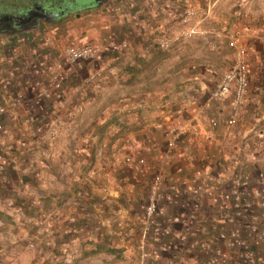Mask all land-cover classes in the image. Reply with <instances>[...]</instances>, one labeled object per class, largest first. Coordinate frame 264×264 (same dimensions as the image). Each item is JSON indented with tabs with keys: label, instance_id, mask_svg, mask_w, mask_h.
I'll use <instances>...</instances> for the list:
<instances>
[{
	"label": "rangeland",
	"instance_id": "1",
	"mask_svg": "<svg viewBox=\"0 0 264 264\" xmlns=\"http://www.w3.org/2000/svg\"><path fill=\"white\" fill-rule=\"evenodd\" d=\"M197 1L202 3V0ZM232 1L238 3L239 15H248L254 10L264 15V0ZM175 4L183 5L178 1ZM153 7V0H145L144 4L143 0H116L91 10L75 12L56 24H43L35 30L34 34L37 35L34 42L44 43L51 35L58 54L70 41L101 45L110 35L113 42L121 47L118 51L105 54L100 63L102 73L90 82L87 79L92 74L90 71L95 69L94 65L76 68L80 72V77L76 78L75 74H70L68 63L61 61L65 81H70L72 76V84H78L68 101L51 103L47 107V104L40 103L41 94L38 91V98L31 105V114L25 116V108L29 105L26 101L28 79L21 75L19 81L26 80L27 83L18 84L17 87L3 83L1 95L5 103L1 100L0 106H6V114L10 113L16 119L12 121L13 125L3 119V131L0 132V264H138L139 260L141 264V259L148 261L152 258L154 246L144 249L148 253L147 258H142V249L139 248L137 261L134 259L135 249L129 256L124 253L121 241L126 226L122 222L125 223L128 215V204L121 194L114 197L103 195L101 189L104 185L98 175L103 177L112 169V165L106 167L98 164L94 167V163L97 160L102 164L107 162L105 159L112 154L110 145L128 132L124 127L126 120L119 114L126 98L142 100L141 95L153 92H163L169 96L175 88L174 83H183L191 75L204 77V63H207L204 60L208 58L205 56L206 35L175 43L167 51L161 50L157 39L172 35L188 9L204 17L200 28L210 32L204 26L213 21L210 18L215 10L212 6L206 7L203 12L188 7L175 23L151 38L147 32L154 26ZM207 15L210 16L206 18ZM142 21L145 22L146 33ZM53 26L57 28L54 32V28L49 29ZM210 30L213 31V27ZM128 31L131 39L126 37ZM218 32L219 35H215V40L210 43V53L214 54L222 47L229 49L233 62L228 57V51L224 58L223 53L217 60L209 55L211 58L207 64L214 77L219 75L220 69L228 70L234 63V53L228 47L227 39L231 34ZM59 41L63 42V46ZM261 42L264 44L263 37ZM45 49L49 51L54 48ZM127 49H130L128 54L125 53ZM36 62L40 63V57ZM94 90L95 94L92 93ZM90 95L95 96V102L91 104L87 101ZM13 101L17 106L11 107ZM141 105L145 110V104ZM77 107H81V111L75 113L77 118L73 124L67 115ZM47 109L53 111L51 119H38L37 116ZM79 146H86V151L79 154ZM78 154L84 163L76 162ZM145 205L141 202L130 212L131 236L137 237L140 226L142 229ZM239 225L247 231L245 222L232 224V229L224 231H239L250 249L256 252L257 260L264 263V250L253 242L248 233H243ZM156 235L151 234L146 241L149 242L151 238L156 243ZM218 248L224 251L222 264L230 262V259H237L241 264L235 251L221 245Z\"/></svg>",
	"mask_w": 264,
	"mask_h": 264
},
{
	"label": "crops",
	"instance_id": "2",
	"mask_svg": "<svg viewBox=\"0 0 264 264\" xmlns=\"http://www.w3.org/2000/svg\"><path fill=\"white\" fill-rule=\"evenodd\" d=\"M177 1L183 5H176ZM153 2L154 26L150 27L151 31L147 32L151 38H155L156 33H160L163 28L170 27L175 23L188 7H194L203 12L206 7L212 6L215 10L210 19L214 23L209 21L204 26L210 31H205L204 43L207 46L205 47V56L208 58L204 62L209 63V58L212 55L217 60L224 53L222 55L224 58L227 51L230 53L228 57L233 62L229 49L224 50L222 47L214 51V54L210 53L212 50L210 45L219 35L218 31H226L227 34L235 35L238 43L245 47L249 88L240 109L239 120L233 130H226L225 124L231 109V98L218 101L211 97L212 92L229 69H220L219 75L214 77L212 76L213 71L209 69L210 65L204 63V77L191 75L183 83H174L175 88L169 93L171 94L169 96L163 92H153L141 95V97L143 96L142 100L135 97L126 98L121 104L119 114L123 120H126L123 125L128 132L122 135L119 140L110 143V153L112 154H109V157L105 159L107 162L102 164L97 160L94 167H97L98 164L106 167L112 165V169L108 170L101 178L98 175V178L102 180L104 186L109 185L111 189L116 188V182L123 187L118 194H121V198L127 201L129 211H126L128 215H126L125 223L122 222L126 228L122 233L124 238L121 241V246L127 256L132 254V250L135 249L137 252L134 259H136L135 261L139 260V248L142 243L141 226L137 237L130 235L132 232L129 229L132 225L130 212L141 202L145 205L153 176L157 172H162L165 177L159 200V205L164 211L162 226H172L173 236L156 235V237L154 236L155 239L158 238L156 243H154V239L150 238L149 242L153 241V243L147 247L153 248L152 246H154L153 254L145 264H167L170 261H176L179 264H212L211 252L197 251L190 246L191 242L194 240L215 241L219 231L232 229V226L223 223L222 218L227 205L226 193L231 187L233 177L241 172L255 173L264 169V147H257L258 142H262L264 146V44L261 42V38H264V15L257 10L248 15H239L238 3L232 0H202V3L197 0H153ZM178 9L179 11H177ZM208 16L210 15H207L206 18ZM60 20L52 23L56 24ZM142 24L145 31V22L142 21ZM147 27L149 28V26ZM212 27L213 31L210 30ZM53 28L54 26L49 29ZM56 30L55 27L52 31ZM34 32L35 30H32L23 35L7 37V40L0 37V103L1 100L3 104L5 103L1 95L3 83L6 82L15 87L18 84L23 85L27 82L26 80L19 81V77L24 74L28 79L26 86V99L28 100L26 101L29 103L25 108V116L31 114V105L34 103L33 100H36L38 91L41 94L39 95L40 103L47 104L48 107L51 103L58 104L62 100L68 101L74 87L78 85L72 84L74 79L72 76L70 81H65V70L61 66V61L65 60L63 53L58 54L57 48L55 49L53 46L54 38L48 35V39L39 44L34 42L37 35ZM130 36L131 33L128 31L127 39H131ZM59 44L63 46L62 41H59ZM67 44V46H71L75 43L70 41ZM48 47L54 49L49 50L50 52L46 51L45 48L48 49ZM7 48H9V53L5 52ZM129 51L130 49H127L125 53L128 54ZM39 57L40 63L38 64L36 59ZM88 64L94 65L95 68L90 73L94 71L102 73L100 63L68 64L69 72L79 78L80 72L76 68L80 69L81 65ZM56 83H60L61 88L56 89ZM44 93L46 94L44 95ZM92 93L95 94V90ZM87 99L90 104L95 102V96L90 95ZM143 103L146 106L145 110L139 108V105ZM52 113L53 111L47 109L37 118L49 121ZM76 116L73 114L67 118L73 120L74 124ZM3 119L7 120L9 125H13L12 121L16 118L8 113ZM190 120L195 121L194 127L180 138L170 158L164 165H161L159 161L167 147L166 130ZM213 121L217 122V127L209 128ZM49 123H47V127H49ZM125 139L130 141L150 139L153 141L151 150L143 153L147 170L139 175L135 190L129 189L131 172L122 159L126 153ZM248 145L259 155V160L254 165L242 163V158L248 151ZM86 148V146H79V154L85 152ZM79 154L76 162L84 163ZM114 171H117V174H114ZM113 177L116 182L111 180ZM205 177L207 179H204ZM171 186H174L175 190L172 191ZM79 194L81 195V193ZM174 219L178 223L172 224ZM122 225L120 224V228ZM238 228L243 233H248L243 226L239 225ZM177 235L184 237V240L177 241L175 238ZM217 245L215 242V247ZM230 262L224 264H239L237 259H230ZM138 264H140V260Z\"/></svg>",
	"mask_w": 264,
	"mask_h": 264
},
{
	"label": "built area",
	"instance_id": "3",
	"mask_svg": "<svg viewBox=\"0 0 264 264\" xmlns=\"http://www.w3.org/2000/svg\"><path fill=\"white\" fill-rule=\"evenodd\" d=\"M204 17H199L196 11L188 9L179 21V28L174 31L170 36H161L157 39L158 46L163 51L169 50L175 43L182 41H189L198 36L203 37L206 32L200 28V24L203 23ZM228 47L233 50L234 63L232 67L223 75L219 84L212 92V99L218 101H225L231 98V109L227 122L225 124L226 130H233L240 116V109L246 97L249 80L247 70V51L245 47L238 43L235 35H229ZM126 46V43L123 44ZM121 49L113 42V36L110 35L104 44H92V43H78L71 46H67L63 49V58L69 65H75L78 63H101L106 53H113ZM99 71H94L87 79V82L94 81L99 76ZM60 83H56L55 87L59 88ZM79 88V87H78ZM46 94V93H45ZM11 107L17 106L16 101L10 103ZM139 108H143V105H139ZM81 107L75 108V110L68 113L71 117L75 113H79ZM7 113L6 106H0V132L3 131V117ZM195 121L190 120L181 125L169 127L165 132L167 139V147L160 158V164L164 163L170 158L173 151L177 147V143L180 138L186 134V132L194 127ZM217 122L213 121L209 128H216ZM125 155L123 156V162L130 170V183L129 189L135 190L138 183L139 175L147 170L146 161L143 156L144 152H149L153 146V141L150 139L142 141H130L125 139ZM258 148H263V143H257ZM10 151V148L8 147ZM247 153L242 158V163L245 165H254L259 160V155L255 153L251 146L248 145ZM1 159V155H0ZM204 179H207L205 177ZM116 182L113 177L111 179ZM165 177L162 172H157L150 184L149 192L146 199V205L142 214V258H147V252L145 248L147 245H151L146 239L151 234L163 235L164 237L173 236V228L163 227L162 218L164 217V211L159 205L161 192L163 190V184ZM122 185L116 182V188L111 189L109 185L102 187L101 191L106 197L117 196ZM170 189L175 190L174 186ZM226 208L223 214L222 221L227 225L245 222L247 232L253 239V242L258 247L264 250V169L258 170L255 173L249 171L241 172L232 179L230 189L226 193ZM178 223L177 220H173L172 224ZM177 241H183L184 237L177 235ZM146 241V242H145ZM215 242L218 244L215 247ZM191 247L202 250L204 252H211L212 264H222L224 262V251L218 246H222L225 249L235 251L238 255L241 264H264L257 260V254L250 249L245 241L244 237L239 231H219L216 234L215 241H192ZM264 253V252H263ZM147 259H141L143 264ZM167 264H178L176 261H170Z\"/></svg>",
	"mask_w": 264,
	"mask_h": 264
},
{
	"label": "flooded vegetation",
	"instance_id": "4",
	"mask_svg": "<svg viewBox=\"0 0 264 264\" xmlns=\"http://www.w3.org/2000/svg\"><path fill=\"white\" fill-rule=\"evenodd\" d=\"M116 0H0V37H15L39 29L75 12Z\"/></svg>",
	"mask_w": 264,
	"mask_h": 264
}]
</instances>
